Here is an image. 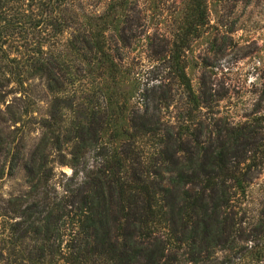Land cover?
Listing matches in <instances>:
<instances>
[{
  "label": "trees",
  "instance_id": "1",
  "mask_svg": "<svg viewBox=\"0 0 264 264\" xmlns=\"http://www.w3.org/2000/svg\"><path fill=\"white\" fill-rule=\"evenodd\" d=\"M81 1L0 0V103L33 77L60 95L25 159L12 153L13 131L5 132L0 114V157L10 154L11 170L22 164L28 184L0 213V264H177L179 248L202 254L236 227L232 213L247 197L252 175L264 172V113L216 131L214 142L202 140L197 129L164 135L159 117L147 116L160 111L159 104L136 118L130 103L140 88L124 80L122 57L113 53L107 32L116 14L126 21L125 11L139 10L140 1L110 0L103 13L80 9ZM181 2L161 60H175L178 85L201 110L205 101L181 60L209 24L210 0ZM117 40L124 43L125 36ZM80 76L101 84L94 93L87 89L75 112L78 97L69 89ZM159 136L171 143L146 150ZM53 161L73 170L62 196L49 183Z\"/></svg>",
  "mask_w": 264,
  "mask_h": 264
},
{
  "label": "rangeland",
  "instance_id": "2",
  "mask_svg": "<svg viewBox=\"0 0 264 264\" xmlns=\"http://www.w3.org/2000/svg\"><path fill=\"white\" fill-rule=\"evenodd\" d=\"M139 1V10L125 11L124 22L122 9L119 10L122 16L116 14L112 22L116 28L111 26L107 32L113 53L122 57L118 61L125 68L124 80L136 81L140 88L130 103L136 118L145 114V106L150 104L152 108L159 104L162 109L158 112L150 109L147 116L159 117L164 135L184 132L189 136L197 129L204 133L202 140L210 141L211 136L214 142L216 131L238 126L264 113V0H210L209 24L181 60L182 65L186 64L194 90L205 101L206 107L201 110L193 109L187 94L178 85L175 60H161L170 49L169 42L181 19L184 8L181 0ZM109 2L85 0L78 6L82 10L103 13ZM118 34L125 36L124 43L117 40ZM90 78H75L69 89L70 95L78 97L75 112L78 111L76 106L87 98V89H93L94 93L95 87L101 84ZM14 88L12 83L6 90ZM20 91L4 97L0 114L5 132L13 131L12 153L21 151L25 159L38 143L43 131L42 121L50 117L60 95L49 92L44 79L38 77L29 79ZM66 111L71 115V110ZM16 117L19 118L17 123L14 122ZM188 118L193 121L186 120ZM186 125L189 130L185 132ZM151 139L145 145L146 150L171 143L167 136ZM9 156L0 157V167L5 166L4 175L0 174V213H7L5 207L9 199L28 191L22 164L11 170ZM88 163V168H95L94 151L88 154ZM50 167L49 183L62 196L73 170L55 161ZM241 203L232 213L239 223L224 232L223 240L211 244L202 254H191L187 247L179 248L181 261L177 264H264V172L252 175L247 197L242 198ZM192 257L198 260H187Z\"/></svg>",
  "mask_w": 264,
  "mask_h": 264
}]
</instances>
